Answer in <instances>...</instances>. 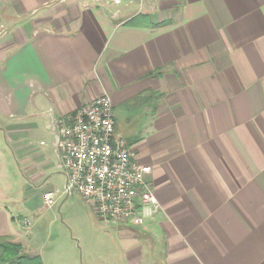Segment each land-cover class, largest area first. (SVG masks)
Instances as JSON below:
<instances>
[{"label":"crops","instance_id":"1","mask_svg":"<svg viewBox=\"0 0 264 264\" xmlns=\"http://www.w3.org/2000/svg\"><path fill=\"white\" fill-rule=\"evenodd\" d=\"M103 93L159 205L111 225L127 264H153L159 246L161 264H264V0H0L14 169L11 147L26 167L33 135L61 170L54 120ZM1 182L0 239L22 246L28 220Z\"/></svg>","mask_w":264,"mask_h":264},{"label":"built area","instance_id":"2","mask_svg":"<svg viewBox=\"0 0 264 264\" xmlns=\"http://www.w3.org/2000/svg\"><path fill=\"white\" fill-rule=\"evenodd\" d=\"M94 1L143 5L147 0ZM54 129V148L65 176L62 196L79 195L110 225H140L159 209L136 153L115 131L108 94L60 115L54 120ZM43 200L46 206L55 203L51 193L44 194Z\"/></svg>","mask_w":264,"mask_h":264},{"label":"rangeland","instance_id":"3","mask_svg":"<svg viewBox=\"0 0 264 264\" xmlns=\"http://www.w3.org/2000/svg\"><path fill=\"white\" fill-rule=\"evenodd\" d=\"M29 139L27 168L23 153L11 147L14 169L8 161V149L7 154L0 150L1 186L23 209L19 214L22 220H28L22 237L24 253L39 256L44 264H127L121 238L126 233L122 235L116 227L100 220L79 195L60 196L63 176L51 154L49 140L33 135ZM0 143L5 145L4 138L0 137ZM44 192H52L57 198L49 208L42 207ZM31 207L39 208L35 215ZM131 239L134 242L135 238ZM158 249L153 264H161L162 247Z\"/></svg>","mask_w":264,"mask_h":264},{"label":"trees","instance_id":"4","mask_svg":"<svg viewBox=\"0 0 264 264\" xmlns=\"http://www.w3.org/2000/svg\"><path fill=\"white\" fill-rule=\"evenodd\" d=\"M0 264H42L39 256L25 254L20 244L0 239Z\"/></svg>","mask_w":264,"mask_h":264}]
</instances>
